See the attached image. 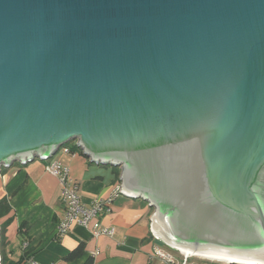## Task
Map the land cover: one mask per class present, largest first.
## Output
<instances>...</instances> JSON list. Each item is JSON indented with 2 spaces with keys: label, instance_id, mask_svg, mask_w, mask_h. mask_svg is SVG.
Here are the masks:
<instances>
[{
  "label": "water",
  "instance_id": "obj_1",
  "mask_svg": "<svg viewBox=\"0 0 264 264\" xmlns=\"http://www.w3.org/2000/svg\"><path fill=\"white\" fill-rule=\"evenodd\" d=\"M72 140L163 244L264 264V0H0V170Z\"/></svg>",
  "mask_w": 264,
  "mask_h": 264
},
{
  "label": "crops",
  "instance_id": "obj_2",
  "mask_svg": "<svg viewBox=\"0 0 264 264\" xmlns=\"http://www.w3.org/2000/svg\"><path fill=\"white\" fill-rule=\"evenodd\" d=\"M50 160L69 166L70 175L80 183L82 200L88 205L96 198L108 197L122 183L121 168L118 177L116 166L93 162L79 152L72 154L61 148ZM3 196L10 198L14 216L8 230L9 242L18 243V250L10 248L14 259L25 254L38 264H164L154 255L157 247L164 248L151 228L155 208L141 197L134 200L120 193L111 210L102 213V223L115 227L114 235L96 237L91 227L74 223L71 231L60 238L56 228L65 205L60 181L46 170V161L35 158L26 164L15 162L3 167L0 197ZM21 226L26 227V236L18 235ZM81 244L82 254L66 259Z\"/></svg>",
  "mask_w": 264,
  "mask_h": 264
},
{
  "label": "built area",
  "instance_id": "obj_3",
  "mask_svg": "<svg viewBox=\"0 0 264 264\" xmlns=\"http://www.w3.org/2000/svg\"><path fill=\"white\" fill-rule=\"evenodd\" d=\"M64 151L69 152V149L64 147ZM36 158L46 161V170L58 177L60 181L61 198L65 205V211L57 224V237L61 238L68 234L74 223H80L86 227H91L92 233L96 237L100 235L112 236L115 234V227L103 224L101 215L111 210L114 198L123 191L122 184L117 185L108 197L96 198L88 205L83 202L80 194V183L70 175L68 165L60 161L50 160L51 156L44 158L39 156ZM17 162L26 164L29 161ZM154 255L159 257L164 264H187L189 260V257L185 255L177 257L172 250L165 247H157L154 251ZM23 264H38V262L32 256L26 255Z\"/></svg>",
  "mask_w": 264,
  "mask_h": 264
},
{
  "label": "trees",
  "instance_id": "obj_4",
  "mask_svg": "<svg viewBox=\"0 0 264 264\" xmlns=\"http://www.w3.org/2000/svg\"><path fill=\"white\" fill-rule=\"evenodd\" d=\"M67 147L69 149L68 153L75 154L79 152L83 155L81 148L77 144L68 142L62 148ZM118 172V177L121 175V171L118 166L115 167ZM119 169V170H118ZM122 182L121 179H119ZM14 221V216L12 214V206L10 203V198L8 196L0 197V254H1V264H23L25 254L20 256L18 259H14L13 253L14 250L9 249L8 246V230L12 222ZM26 227L21 226L18 230V235L22 234L26 236L25 230ZM84 250L83 244L79 245L74 251H72L66 259L71 260L82 254ZM93 264V263H91ZM187 264H196L188 260ZM226 264H236V263H226Z\"/></svg>",
  "mask_w": 264,
  "mask_h": 264
},
{
  "label": "rangeland",
  "instance_id": "obj_5",
  "mask_svg": "<svg viewBox=\"0 0 264 264\" xmlns=\"http://www.w3.org/2000/svg\"><path fill=\"white\" fill-rule=\"evenodd\" d=\"M70 143L77 144V140H72V141H70ZM118 167L121 168L120 166H118ZM121 170H122V168H121ZM160 244H162L163 247L172 250L177 257H181L183 255V254L171 249L170 247H168L167 245L163 244L162 242H160ZM7 247L9 249L12 248L14 250H18V243H17V241L16 242H9V240H8V246ZM189 261L190 262H194L196 264H226V263H221V262H217V261H213V260H209V259L197 258V257H192V256L189 257Z\"/></svg>",
  "mask_w": 264,
  "mask_h": 264
},
{
  "label": "bare ground",
  "instance_id": "obj_6",
  "mask_svg": "<svg viewBox=\"0 0 264 264\" xmlns=\"http://www.w3.org/2000/svg\"><path fill=\"white\" fill-rule=\"evenodd\" d=\"M186 256V255H185ZM187 257H190V256H187Z\"/></svg>",
  "mask_w": 264,
  "mask_h": 264
}]
</instances>
